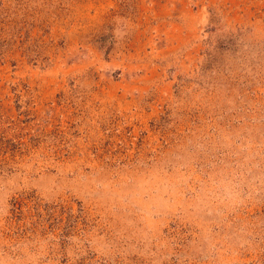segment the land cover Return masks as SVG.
Segmentation results:
<instances>
[{
    "label": "rangeland",
    "instance_id": "obj_1",
    "mask_svg": "<svg viewBox=\"0 0 264 264\" xmlns=\"http://www.w3.org/2000/svg\"><path fill=\"white\" fill-rule=\"evenodd\" d=\"M0 264H264V0H0Z\"/></svg>",
    "mask_w": 264,
    "mask_h": 264
}]
</instances>
